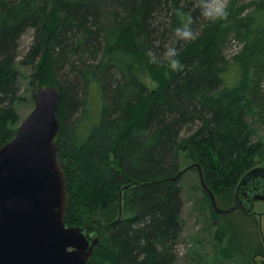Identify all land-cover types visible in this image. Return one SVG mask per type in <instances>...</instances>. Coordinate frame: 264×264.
Returning a JSON list of instances; mask_svg holds the SVG:
<instances>
[{
	"label": "trees",
	"instance_id": "1",
	"mask_svg": "<svg viewBox=\"0 0 264 264\" xmlns=\"http://www.w3.org/2000/svg\"><path fill=\"white\" fill-rule=\"evenodd\" d=\"M196 0H0V148L14 136L19 99L18 42H32L21 60L29 83L58 88L56 157L66 182V226H82L121 199L119 221L103 222L87 264H174L183 206L181 155L203 170L224 198L264 156L247 120L251 106L225 84L229 63L219 26L200 16ZM191 13L199 38L175 29ZM264 12V0L257 2ZM231 40L229 44L232 43ZM174 45L184 68L161 80ZM148 71L158 81L150 91ZM264 88V87H263ZM138 182L122 191L123 187ZM97 219V218H95ZM94 220V219H92ZM91 220V221H92Z\"/></svg>",
	"mask_w": 264,
	"mask_h": 264
},
{
	"label": "water",
	"instance_id": "2",
	"mask_svg": "<svg viewBox=\"0 0 264 264\" xmlns=\"http://www.w3.org/2000/svg\"><path fill=\"white\" fill-rule=\"evenodd\" d=\"M59 98L57 87H39L33 110L0 148V264H87L100 242L99 229L110 225L100 218L83 226L65 224L66 182L56 157ZM191 169L197 170L200 187L217 215L241 211L247 216L254 213L255 203L264 202V167L242 176L233 204L224 209L199 164L183 168L170 180ZM139 185L133 182L122 191ZM121 215L120 199L116 221Z\"/></svg>",
	"mask_w": 264,
	"mask_h": 264
},
{
	"label": "rangeland",
	"instance_id": "3",
	"mask_svg": "<svg viewBox=\"0 0 264 264\" xmlns=\"http://www.w3.org/2000/svg\"><path fill=\"white\" fill-rule=\"evenodd\" d=\"M259 0H229L227 20L214 22L219 26V40L229 68L223 75L225 84L235 88L251 106L247 116L253 141L264 145V12L257 9ZM33 38L27 30L18 42L15 68L19 73V99L14 105L18 125L29 115L35 105V93L29 83L31 69L21 65ZM236 40L240 52L234 57L227 54L229 43ZM171 69L167 66L161 80L167 78ZM141 81L150 91L158 88L148 71L141 73ZM194 162L181 155V168ZM256 166L264 167V156ZM182 209L181 235L177 242V259L174 264H264V202L254 205V214L244 216L240 211L228 215L213 212L208 197L200 187L196 169L186 171L179 180ZM234 192L226 197L217 196L219 207L227 208L234 202ZM119 204L100 218L110 222L117 218Z\"/></svg>",
	"mask_w": 264,
	"mask_h": 264
},
{
	"label": "clouds",
	"instance_id": "4",
	"mask_svg": "<svg viewBox=\"0 0 264 264\" xmlns=\"http://www.w3.org/2000/svg\"><path fill=\"white\" fill-rule=\"evenodd\" d=\"M195 8L199 10L201 17L211 22L227 20L229 16L226 0H196ZM174 11L182 17L181 26L175 29L176 36L181 40L196 41L199 36L192 27L193 18L191 13L184 12L183 9H175ZM147 56L151 64L161 65L162 63H166L174 72H179L184 68V64L179 57L178 49L172 44L165 46L163 59L151 50L148 51Z\"/></svg>",
	"mask_w": 264,
	"mask_h": 264
},
{
	"label": "built area",
	"instance_id": "5",
	"mask_svg": "<svg viewBox=\"0 0 264 264\" xmlns=\"http://www.w3.org/2000/svg\"><path fill=\"white\" fill-rule=\"evenodd\" d=\"M229 0H226V4L228 5ZM240 52L239 46H238V42L237 41H232V43L229 45L227 54H229L228 56L230 57H234L236 55H238Z\"/></svg>",
	"mask_w": 264,
	"mask_h": 264
},
{
	"label": "flooded vegetation",
	"instance_id": "6",
	"mask_svg": "<svg viewBox=\"0 0 264 264\" xmlns=\"http://www.w3.org/2000/svg\"><path fill=\"white\" fill-rule=\"evenodd\" d=\"M253 214H254V213H253ZM250 215H251V214H250ZM250 215H247V216H250ZM247 216H246V217H247Z\"/></svg>",
	"mask_w": 264,
	"mask_h": 264
}]
</instances>
